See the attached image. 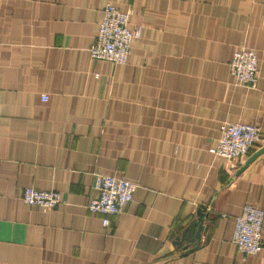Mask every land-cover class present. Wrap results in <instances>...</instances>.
<instances>
[{
	"label": "crops",
	"instance_id": "crops-1",
	"mask_svg": "<svg viewBox=\"0 0 264 264\" xmlns=\"http://www.w3.org/2000/svg\"><path fill=\"white\" fill-rule=\"evenodd\" d=\"M106 3L141 26L124 64L89 53ZM241 46L254 87L229 72ZM224 122L264 146V0H0V264H264L231 242L245 204L264 210V152L242 171L251 153L215 155ZM96 173L137 185L107 226ZM27 186L62 202L27 205ZM199 208V243L177 245Z\"/></svg>",
	"mask_w": 264,
	"mask_h": 264
},
{
	"label": "built area",
	"instance_id": "built-area-1",
	"mask_svg": "<svg viewBox=\"0 0 264 264\" xmlns=\"http://www.w3.org/2000/svg\"><path fill=\"white\" fill-rule=\"evenodd\" d=\"M131 9L121 10L106 3L102 9V19L97 36L89 48L92 59H103L114 64L127 62L131 44L141 34V26H131ZM230 74L236 84L254 87L258 78V59L253 49L245 46L235 49L228 63ZM43 101L48 95L41 94ZM261 138V129L257 125L241 122H224L220 126V138L215 148V155L224 159L235 160L248 156ZM136 183L124 177L96 173L93 180V195L87 208L102 216V224L107 226L110 217L121 213L132 200ZM22 200L30 206L53 209L62 202L61 194L53 189H39L27 186L22 191ZM264 210L254 204H245L235 218L231 242L241 258L263 250L262 225Z\"/></svg>",
	"mask_w": 264,
	"mask_h": 264
},
{
	"label": "water",
	"instance_id": "water-1",
	"mask_svg": "<svg viewBox=\"0 0 264 264\" xmlns=\"http://www.w3.org/2000/svg\"><path fill=\"white\" fill-rule=\"evenodd\" d=\"M264 152V146L256 149L253 151L244 161L243 165L240 167L239 171H242L250 162H252L257 156H259L261 153ZM197 218L191 223V226L189 227L190 231L193 233L192 237H186L188 236L187 230L181 234V236H178L175 238V243L179 245L182 241L188 240L189 244L191 245V248H194L200 241L201 237V231L203 229V221L206 217V212H204L201 208L197 210L196 213Z\"/></svg>",
	"mask_w": 264,
	"mask_h": 264
}]
</instances>
